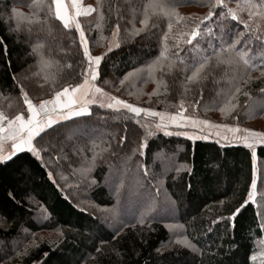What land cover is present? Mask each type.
<instances>
[{
	"label": "trees",
	"instance_id": "1",
	"mask_svg": "<svg viewBox=\"0 0 264 264\" xmlns=\"http://www.w3.org/2000/svg\"><path fill=\"white\" fill-rule=\"evenodd\" d=\"M213 2L84 0L94 10L78 21L90 55L102 57L95 85L142 108L178 112L183 102L185 115L213 121L228 111L227 122L264 129V0H252L254 8L225 0L248 28L219 18L227 9H211ZM54 12L51 0H0V110L9 119L24 111L21 90L41 102L84 82L89 61L80 35ZM202 20L201 35L186 43ZM234 39L240 43L231 53L221 50ZM205 55L212 57L208 67L188 81ZM234 84L241 92L231 97L232 108ZM153 119L91 104L89 114L35 138L40 159L25 150L0 162V264H264V196L259 205L248 199L253 150L152 132ZM66 136L74 139L63 148ZM255 151L262 193L264 145ZM171 225L183 228L195 251L167 248Z\"/></svg>",
	"mask_w": 264,
	"mask_h": 264
},
{
	"label": "snow or ice",
	"instance_id": "2",
	"mask_svg": "<svg viewBox=\"0 0 264 264\" xmlns=\"http://www.w3.org/2000/svg\"><path fill=\"white\" fill-rule=\"evenodd\" d=\"M51 4L55 6V17L60 20L65 28H69L72 26V23L75 22V17L80 15L90 14L94 9L89 6L87 8H83L80 6L79 0H71V7L75 10V17H69L67 14V9L64 3V0H51ZM217 6H222L227 9V11H221L219 13V18H227L231 17L233 21L240 20L241 23H244L245 28H248L247 22L243 21L239 15L237 9L228 8L225 0H214L211 4V9H215ZM248 8H254L257 5L252 3V0H248L247 5ZM264 8V5H261ZM238 8L240 6L238 5ZM243 10V9H240ZM13 15L15 16H23L22 13H18L15 8L11 9ZM51 11V8H49ZM174 14V13H171ZM213 11L210 10L208 14L203 17V20H210L213 16ZM254 13L249 12V19L252 18ZM102 19V17H101ZM183 17L177 16V20H183ZM203 20L199 23H196L195 28L188 34V39L185 41L188 44H192L193 40L201 35L200 32V24L203 23ZM141 24L147 25V16L145 19L140 21ZM76 31L80 35L81 46L83 47V54L89 61L88 68L84 70V82L83 84H77L74 88H71V93L69 91V87H64L61 91H55L54 96L51 99L42 100L39 106H36L32 103V101L28 98L27 94L21 90V95L24 97V103L27 105V118L22 114H17L13 118L9 119L3 113H0V162L11 159L13 155L17 152L27 149L31 152L37 159H40V151L42 149L37 148L33 141L36 137H39L41 133H44L47 129L51 128L53 125L59 123L61 120L71 119L73 116H80L83 114H89V104H99L100 108H108L113 109L114 111H119L120 108L127 109L129 112L134 113L135 116L139 117L141 113H144L145 116L159 117V123L155 126L157 129L164 130L166 135H171L172 133L167 131L168 126L175 125L177 127H184L186 124H190L193 127L196 126H206L211 128H226L229 132H240L239 128H228L227 125H211L207 120H197L190 116H185L184 105L181 102L179 106V110L176 114H168L165 112H156L148 108H140L135 107L134 105L125 102L122 99L117 98L116 96L109 95L104 92L102 88L97 87L95 83L97 77L96 68L93 66L99 65L102 57L101 56H91L88 48V41L85 38L84 32L81 29V25L79 22H75ZM169 30L172 28V24L168 25ZM119 30V25H117V31ZM139 30H136L138 33ZM211 31V29H208ZM251 31V29H249ZM135 34V33H134ZM256 39H261V37L257 36ZM165 39H167V34L165 35ZM179 43V42H178ZM240 43L239 39H234L232 42L226 46H222V51H227L231 53L233 49H235L236 45ZM118 46V45H117ZM194 49L199 48V41H197L196 45L193 46ZM111 50V49H109ZM167 45L164 46V51L161 52V57L166 55ZM217 60L219 61L220 56L218 52H215ZM237 56L245 63L248 64L249 61L245 59V53L243 51L237 52ZM212 59L211 56H203V58L195 65H193L194 70L191 72V75L187 76V80L191 82L197 81L204 70L208 67L209 61ZM132 75V73H128L125 76V79L128 76ZM107 83V82H106ZM121 84L124 83V80L120 81ZM234 92H229V105L234 108L235 104H231V97L234 96L235 93H240L241 88L239 84H234ZM81 90H83L81 92ZM260 91L264 93V88H261ZM77 93H81L80 96H77ZM99 94L100 99H95L96 95ZM245 96L248 95L247 92L243 93ZM91 95L92 98H87ZM74 105H79L78 107H74ZM66 110V111H65ZM6 121V123H5ZM245 135L243 137H236L237 139H243L245 146L251 147V143H249V139L252 138L254 141L264 142V133H257L250 131L248 129L242 130ZM178 135L186 133H177ZM219 134V133H218ZM147 135H152L151 131L147 132ZM42 138V137H41ZM191 138V137H189ZM203 138H207L204 136ZM123 137H121V141H123ZM5 141H10V151L8 154H5ZM145 144H141L139 147H145ZM143 155V152L140 153ZM145 175H148L147 170H145ZM49 177H52V173H49ZM253 188H255V181H253ZM253 194L250 192L249 197ZM239 211V209H237ZM143 223V219L139 221ZM178 243H183L186 246H191L190 242L187 239L178 240ZM255 260V256L252 257Z\"/></svg>",
	"mask_w": 264,
	"mask_h": 264
},
{
	"label": "rangeland",
	"instance_id": "3",
	"mask_svg": "<svg viewBox=\"0 0 264 264\" xmlns=\"http://www.w3.org/2000/svg\"><path fill=\"white\" fill-rule=\"evenodd\" d=\"M64 3H65V6H66V9H67V14L69 17H75V10L71 7V0H64ZM79 3H80V6L83 7V8H87L89 7L88 5H86L84 3V0H79ZM55 7V6H54ZM78 17H75V22H79L78 21ZM75 22L72 23V26L74 25L75 27ZM82 29V28H81ZM86 38V37H85ZM211 45V44H210ZM88 46V45H87ZM95 68L97 65H93ZM69 91L71 93V88H69ZM88 98H92L91 95H89ZM95 99L99 100L100 99V96L99 94L96 95ZM37 102V101H35ZM127 102V101H125ZM34 104V102H32ZM129 103V102H127ZM40 104V103H38ZM91 104H89L90 106ZM134 105V104H132ZM79 105H74V107H78ZM135 107H139L137 105H134ZM142 108V107H140ZM120 109H124V108H120ZM24 111L20 112V114L24 115L25 118H27V115H28V112H27V105L25 104V107L23 109ZM153 110V109H151ZM66 111V110H65ZM153 111H156V112H165V113H168V114H176L177 111H170V110H163V111H158V110H153ZM0 113L1 110H0ZM185 115V114H184ZM185 116H190V117H193L197 120H207V119H202L200 117H196L192 114V112L188 113V115H185ZM74 117H77V116H74ZM72 117V118H74ZM71 118V119H72ZM153 126H152V132H159V133H163L165 134V131L164 130H160V129H157L156 128V124L159 123V117H153ZM228 118V111L226 113L224 112H221L218 119L217 120H213V121H209V124L211 125H227L228 128H239L241 131L240 132H236V133H233V132H229L227 131L226 128H211V127H206V126H196V127H193L191 126L190 124H186V126L184 127H177L175 125H169L168 128H167V131L172 133V134H177V133H186V135H183V134H180L183 138H186L188 140H191V141H197V140H203V141H213V142H216L220 145H224V144H228V145H245L243 139H237L236 137H243L245 135V133L242 131L244 129H248L250 131H253V132H257V133H264V129L263 127H257V128H251V127H248L246 125H243V126H240L236 123H231V122H227ZM61 121H66V120H61ZM6 123V121H5ZM79 133V132H78ZM77 133V134H78ZM101 132L99 133H88L87 135L91 136V137H97L99 136ZM102 133H110L107 131H103ZM219 133V134H218ZM85 134V133H84ZM83 132H82V135H84ZM204 136H206L207 138H203ZM191 137V138H189ZM73 139L74 138H71V137H67L66 136V141H64L65 143L62 144V147L65 148V145L67 142H73ZM78 139V137L76 138ZM35 140V139H34ZM34 142V141H33ZM10 141H5V154L7 155L8 154V151H10ZM249 143H251V149L253 150V153H254V170H255V173H254V181H255V188L252 187L251 189V193L253 194L251 197H249V201L251 202H254L256 203V205H259V200H262V197L264 196V188H263V191L261 193L260 191V187L262 185V175H263V170L262 168H260L258 166V163H257V160L255 158L256 156V151H255V148L258 147V146H261V145H264V142H259V141H254L252 138L249 139ZM27 150V149H25ZM25 150H22V151H25ZM20 151V152H22ZM19 153V152H17ZM16 153V154H17ZM15 154V155H16ZM14 156V155H13ZM12 156V157H13ZM155 163H160L162 169L164 170V172L168 171L169 169V166L168 164L164 163L161 159V161L158 159H156ZM139 188L142 187L143 183H137ZM110 187H113V185H110ZM264 199V198H263ZM138 207H140V205H138ZM263 207V208H261ZM262 209V211H264V205L263 203H260V207ZM168 216H171V217H176L178 216L177 213H170L168 214ZM264 217V215H263ZM169 229V233H170V239H169V243L167 245V248H175V247H182V248H187L191 251H195L196 248L194 245H192L191 243V246H186L185 244L183 243H178L177 241L178 240H184L186 239L185 237V234H184V231H183V228L181 226H178V225H171L168 227ZM263 256V253H260V255L257 257V259L259 260L261 257Z\"/></svg>",
	"mask_w": 264,
	"mask_h": 264
},
{
	"label": "crops",
	"instance_id": "4",
	"mask_svg": "<svg viewBox=\"0 0 264 264\" xmlns=\"http://www.w3.org/2000/svg\"><path fill=\"white\" fill-rule=\"evenodd\" d=\"M94 83V82H93ZM83 84V83H82ZM83 90H81V92H82ZM77 96H80L81 95V93H77L76 94ZM88 98V97H87ZM88 108H89V111H90V106L88 105ZM83 115H85V114H83ZM81 116V115H80ZM74 117V116H73ZM78 117V116H77ZM60 122V121H59Z\"/></svg>",
	"mask_w": 264,
	"mask_h": 264
},
{
	"label": "built area",
	"instance_id": "5",
	"mask_svg": "<svg viewBox=\"0 0 264 264\" xmlns=\"http://www.w3.org/2000/svg\"><path fill=\"white\" fill-rule=\"evenodd\" d=\"M34 105L38 106L37 103H34Z\"/></svg>",
	"mask_w": 264,
	"mask_h": 264
}]
</instances>
